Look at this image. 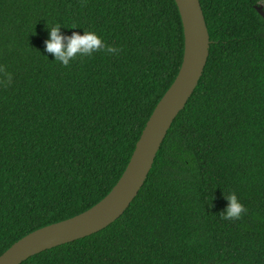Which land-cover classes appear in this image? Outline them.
<instances>
[{"label": "trees", "instance_id": "obj_1", "mask_svg": "<svg viewBox=\"0 0 264 264\" xmlns=\"http://www.w3.org/2000/svg\"><path fill=\"white\" fill-rule=\"evenodd\" d=\"M260 1L199 0L207 60L135 197L101 230L19 264H264ZM53 23L118 51L63 66L45 51ZM183 39L174 0H0L11 74L0 82V254L109 192L178 72ZM229 193L246 209L236 220L221 218Z\"/></svg>", "mask_w": 264, "mask_h": 264}, {"label": "water", "instance_id": "obj_2", "mask_svg": "<svg viewBox=\"0 0 264 264\" xmlns=\"http://www.w3.org/2000/svg\"><path fill=\"white\" fill-rule=\"evenodd\" d=\"M183 29V54L172 83L155 104L129 160L109 192L88 209L37 228L0 254V264H19L54 246L88 236L117 219L142 186L172 121L196 86L208 56L209 35L199 0H174ZM264 18V9L255 6ZM232 264V263H227Z\"/></svg>", "mask_w": 264, "mask_h": 264}, {"label": "clouds", "instance_id": "obj_3", "mask_svg": "<svg viewBox=\"0 0 264 264\" xmlns=\"http://www.w3.org/2000/svg\"><path fill=\"white\" fill-rule=\"evenodd\" d=\"M62 26L53 23L48 27V38L45 40V51L51 53L53 60L63 66H68L76 58L91 57L95 52H105L115 54L118 50L111 45H106L94 30L81 29L82 32L73 31L71 35H63L60 32ZM72 29H75L73 26ZM0 73L4 76V81L10 82L11 74L0 66ZM227 201L226 206L221 212L224 220L239 219L241 214L246 212L244 206L239 202L235 193L224 196Z\"/></svg>", "mask_w": 264, "mask_h": 264}, {"label": "rangeland", "instance_id": "obj_4", "mask_svg": "<svg viewBox=\"0 0 264 264\" xmlns=\"http://www.w3.org/2000/svg\"><path fill=\"white\" fill-rule=\"evenodd\" d=\"M258 5H260L261 7H264V1H260L259 3H258ZM131 155V154H130Z\"/></svg>", "mask_w": 264, "mask_h": 264}]
</instances>
